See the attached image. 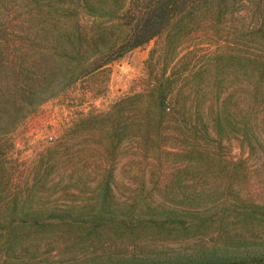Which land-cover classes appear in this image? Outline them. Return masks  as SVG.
Here are the masks:
<instances>
[{
  "label": "rangeland",
  "instance_id": "obj_1",
  "mask_svg": "<svg viewBox=\"0 0 264 264\" xmlns=\"http://www.w3.org/2000/svg\"><path fill=\"white\" fill-rule=\"evenodd\" d=\"M235 5L224 16L200 6L54 95L0 145V264L264 250V158L233 135L264 141V29L251 24L264 0ZM3 16L20 33L42 30L26 8Z\"/></svg>",
  "mask_w": 264,
  "mask_h": 264
},
{
  "label": "trees",
  "instance_id": "obj_2",
  "mask_svg": "<svg viewBox=\"0 0 264 264\" xmlns=\"http://www.w3.org/2000/svg\"><path fill=\"white\" fill-rule=\"evenodd\" d=\"M237 1L0 0V8L6 12L26 8L30 17L42 21V30L28 35L17 31L8 16L0 18V145L8 144L10 135L54 95L103 69L116 58L122 59L159 41L174 23L183 17H192L200 6L214 5L224 16L226 12L232 13L231 8L236 7ZM251 24L254 29L258 26L264 29V11L260 20ZM115 28L122 29L121 33L106 40L105 35ZM154 51L155 48L152 53ZM55 56L58 58L54 59ZM260 66L258 80L264 83V66ZM157 85L159 94L165 98L162 83ZM160 104L164 107V99L160 98ZM221 131L220 138L225 133ZM233 131L240 145L249 147L251 157L264 156V141L261 142L258 132L246 128L242 133ZM3 155L0 149V156ZM124 264H264V250L243 251L238 255L217 252L198 260L132 259Z\"/></svg>",
  "mask_w": 264,
  "mask_h": 264
}]
</instances>
